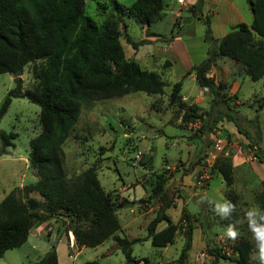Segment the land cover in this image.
<instances>
[{
    "label": "rangeland",
    "instance_id": "374dc122",
    "mask_svg": "<svg viewBox=\"0 0 264 264\" xmlns=\"http://www.w3.org/2000/svg\"><path fill=\"white\" fill-rule=\"evenodd\" d=\"M117 1L125 12L135 2ZM243 1L249 9L246 0ZM112 3L111 0L101 4L87 0L86 15L101 25L115 13L116 8ZM175 6V3L171 4L166 18L154 24L151 32L160 28L162 37L170 38L172 31L184 39L205 34L206 24L193 22L191 14L188 13H185L186 17L183 18L186 20L184 27L179 26V22L184 23L183 19L177 21L179 29L169 27V21H173L172 12ZM125 23V32L132 40L148 38L142 27L126 15ZM121 41L127 54L132 56V46L124 37H121ZM143 49L148 51V48ZM151 61L152 64L145 58L140 63L141 66L163 75L167 84L164 95L133 93L122 98L82 102L79 121L63 145L66 176L68 179H74L88 168L96 166L101 185L117 197L118 201L124 198L126 192L131 201L138 199L136 204L118 212L122 226L131 222L125 230L123 228V232H118L120 237L126 236L129 240L145 238L148 225L157 216L160 208H164L175 224L180 223L184 210L187 209L193 217L195 236L200 233V228L203 232L204 247L199 253L207 254L203 262L196 264H235L223 258L215 262L209 251L217 249L222 255L230 257L233 255L234 246L240 241H247L253 249L255 247L245 214L252 208L264 211V164H259L255 158L257 150L254 148L258 147L259 152L264 155V112H256L264 97V78L258 82L249 78L246 81L241 80L243 83L240 93L230 94L229 82L232 78L245 75L238 64L232 66V77L219 82L224 86L217 98L219 104L211 109L212 96L209 92L200 88L190 77L185 76L184 79V75L188 73L181 74L185 66L183 60L178 61L177 72L174 68L170 74L167 70H171V67H163L164 59ZM41 67L42 62L38 61L29 63L24 68L21 74L23 90L38 86L36 70ZM165 70L168 72L166 75ZM181 80L182 101L188 105L197 104L204 120L185 123L179 105L169 104L171 87ZM15 87L14 75H0V107L9 91ZM225 113L237 119L243 134H240L236 127L237 134L234 135L225 127L220 128L219 123L216 124V127L221 129L219 136L210 133L208 128L203 133L200 132L204 123L211 125L214 117ZM258 115L262 133L258 127ZM39 116L38 105L26 98H13L0 121V130L16 134L13 140L15 147L9 148L7 154H0V204L14 189L20 190L21 198H24L25 187L38 180L36 171L31 168L29 155L30 143L41 131ZM1 147L0 141V151ZM221 160H226L233 166L234 183L230 187L218 171H213L216 163ZM176 173L180 175V179L175 177ZM159 176L167 178L164 190L159 196H152L155 181ZM28 195L42 201L37 193ZM187 201L188 205L184 206ZM208 201H231L236 208L230 218L221 219L213 211L214 203L210 204ZM152 208L153 212H150ZM132 209L134 215L131 214ZM133 217L137 219L132 220ZM68 223L67 218H51L46 223L35 225L31 235L36 234L40 238L31 236L21 248L7 251L0 258V264L38 262L45 257L44 253L49 254L53 248L56 249L60 264H85L94 261L99 264H126L121 245L114 238L95 248L84 247L79 252L80 247L74 244L72 233L60 230L61 227L66 228ZM229 224L234 225L239 233L235 241L225 235ZM185 226V223L181 224L176 242L167 248H156L149 240L135 242L132 245L133 256L139 259L149 258L150 264L178 261L186 241ZM251 261L253 264L257 262Z\"/></svg>",
    "mask_w": 264,
    "mask_h": 264
},
{
    "label": "trees",
    "instance_id": "16d2710c",
    "mask_svg": "<svg viewBox=\"0 0 264 264\" xmlns=\"http://www.w3.org/2000/svg\"><path fill=\"white\" fill-rule=\"evenodd\" d=\"M86 1L0 0V75L12 74L16 83L0 107V121L13 98H26L40 107L41 128L40 134L30 143L29 155L31 168L36 171L38 180L25 187L24 198H21L20 190L14 189L0 204V258L9 250L21 248L35 225L56 217L57 220L69 219L68 226L60 230L72 233L76 246L95 248L114 238L121 245L126 264H150L149 258L137 259L133 256L132 245L142 240L131 241L116 235L121 230L119 210L137 201L126 197L118 201L111 192H107L101 185L96 166L74 179H68L63 145L79 121L83 101L122 98L133 93L149 96L165 94L167 84L163 75L127 58L121 41L124 37L134 50L149 44V41H134L128 36L125 15L142 28H149L163 19L165 0H135L127 12L117 0H111L115 13L101 25L86 15ZM93 1L101 4L107 0ZM204 1L198 0L193 9L201 7ZM246 2L253 16L250 26L240 24L218 41L212 36L210 24L205 22L208 57L190 72H195L198 86L207 88L212 96L211 109L218 106L217 98L224 86L208 73L220 58L235 61L253 82L264 77V0ZM177 26L176 22L174 28ZM178 35L172 34L166 43L172 42ZM38 61L42 62V67L36 70L38 86L23 90L22 71L29 63ZM170 67L171 63L165 61L164 68ZM182 88V80L172 85L169 104L179 105L185 123L204 120L197 104L188 105L182 101ZM260 102L257 113L263 109L264 97ZM224 119L233 122L238 132L243 134L237 119L229 113L218 114L211 125L204 123L200 132L208 128L210 133L219 136L221 129L216 124ZM15 138L16 134L0 130V154H7L9 148L15 147ZM254 148L257 150L255 158L264 164V155L258 147ZM213 171L221 174L227 186L233 185V166L230 162H217ZM166 181L163 176L156 179L152 196L163 192ZM28 193H37L42 201ZM162 222H166L167 226L158 231ZM184 223L186 241L179 260L159 264H186L193 242V217L185 209L180 223L175 224L164 208H160L149 223L145 240H151L156 248L173 245ZM252 251L249 242L240 241L230 257L222 255L217 249L210 250L209 255L214 257L215 262L223 258L235 264H253L250 260ZM30 264H59L56 249Z\"/></svg>",
    "mask_w": 264,
    "mask_h": 264
},
{
    "label": "crops",
    "instance_id": "0c3cea01",
    "mask_svg": "<svg viewBox=\"0 0 264 264\" xmlns=\"http://www.w3.org/2000/svg\"><path fill=\"white\" fill-rule=\"evenodd\" d=\"M197 2H198V0H165L166 6H165V11H164V17L166 16L167 10L171 9V4H173V3L176 4L174 11L172 12L173 13V21H171V22L169 21V27L171 26L172 28H174L175 23L177 21H182V19L184 17H186L185 13H188V14H191V18H192L193 22H199L201 24L202 23L205 24V22H208L210 24V27H211L212 36L216 40L219 41V40L223 39L234 27H236L240 24H246V25L250 26L253 22V16L251 14V11H250V9H247V7L244 5L243 0H205L201 7L193 9L194 5H196ZM164 17H163V19L166 18V17L165 18ZM161 20H159V21H161ZM159 21L155 22L154 24L159 23ZM185 21L186 20H184V23L179 22V26L184 27ZM154 24H152V26L149 28L148 27L142 28L143 32H145L146 35L148 36V38L144 37L142 40L149 41V44L142 45L137 50L133 49L134 52H133L132 56H129L127 54V51L123 45L127 58L134 59L139 63H140V61H142L145 58L147 59L148 63H151L152 62L151 60L158 62V61H162L164 59L165 61H169L172 65V67L170 68L171 70H167V71H169V74L173 71L174 68H175V71L177 72L176 67H177L178 61L183 60L185 63V66L183 67L181 74L184 75V74L188 73L187 75H184V79L186 76V78L190 77L191 79L196 81L195 80V72H190V71L193 67L198 66L208 57L209 45L207 42H205V39H204L205 34H201L199 37L193 36V37H190L188 39H186V38L184 39L182 37H180V38L177 37L172 42L166 43V41L169 38L162 37V35H161L162 31L160 28L157 31L151 32V30H152L151 28L153 27ZM177 28H178V26H177ZM171 33L173 34L172 31H171ZM191 35H194V34H191ZM162 42L165 45H163ZM143 48H148V51H143L144 50ZM232 66H237V63L235 61L228 59V58H220L216 62V64L211 68L208 75L213 77L217 83L229 80V78L232 77V75H231L232 73H231V69H230ZM167 71L166 70L164 71V73H165L164 75L168 74ZM183 75H182V78H183ZM247 78H249V77L244 75V76H238L236 79L232 78L231 82L228 81L230 83V85H229L230 94H233V95L239 94L240 90H241V83H243V82H241V80L246 81ZM206 92H208V91H206ZM261 111L264 112V106H263V109ZM261 111H259V112H261ZM222 126L225 127L232 134H234V135L237 134L236 126H235V124H233V122L222 120L219 122V127L221 128ZM258 127H259V130L261 132L260 116L259 115H258ZM175 175H177V173ZM175 177L177 179H180V175H177ZM184 177H185V180H187V177L186 176H184ZM125 194H127V196ZM125 194L123 195V197H126V198L130 197L128 192H126ZM135 199L133 201L138 200L137 198H135ZM185 205H188V201L186 203H184V206ZM150 212H153V208L150 210ZM131 214L134 215V209L131 210ZM139 215L141 216V214H139ZM136 219H137L136 217H133L132 220H136ZM130 223L131 222H128L125 226L121 225V230L119 232H123L126 229V227H128L130 225ZM162 225H164V226H162ZM166 226H167V223L163 224V222H162L158 225L157 230L160 231V230L164 229ZM123 228H124V230H123ZM194 231H195V228L193 230V242H192L191 250L188 253V263L187 264H196L198 262H201V261H199L200 259L198 257L200 255L199 252H201L200 250L204 247V243H202L203 242L202 241L203 232L200 228V233L196 234V235H198L196 237ZM32 233H34V231L33 232L31 231L27 242L30 240L31 236L34 238H40V236H38L36 234L31 235ZM116 235L119 236L118 233ZM120 238H127V237L124 236V237H120ZM136 239H139V238H135L133 240H136ZM145 239H146V237L140 238L139 240H145ZM73 241H74V239H73ZM149 242H151V240H149ZM83 248L84 247L78 249L79 252H81V250ZM46 253H44L45 256L47 255ZM137 259H139V258H137ZM58 262H59V259H58Z\"/></svg>",
    "mask_w": 264,
    "mask_h": 264
},
{
    "label": "clouds",
    "instance_id": "9594fccd",
    "mask_svg": "<svg viewBox=\"0 0 264 264\" xmlns=\"http://www.w3.org/2000/svg\"><path fill=\"white\" fill-rule=\"evenodd\" d=\"M208 203L213 204V211L221 219H228L232 216L235 211L236 206L231 201H225L223 203L208 201ZM245 218L248 224V229L252 234V239L255 242V247L250 253V260L257 261V264H264V211L259 208L249 209ZM225 235L235 241L239 233L234 227V225L229 224L226 229Z\"/></svg>",
    "mask_w": 264,
    "mask_h": 264
},
{
    "label": "built area",
    "instance_id": "2783aa9c",
    "mask_svg": "<svg viewBox=\"0 0 264 264\" xmlns=\"http://www.w3.org/2000/svg\"><path fill=\"white\" fill-rule=\"evenodd\" d=\"M204 90H205V91H208L207 88H205ZM205 256H207V254H206L205 252L200 253V255H199V257H198V258L200 259L199 261L203 262L202 260H204V257H205Z\"/></svg>",
    "mask_w": 264,
    "mask_h": 264
},
{
    "label": "bare ground",
    "instance_id": "6f19581e",
    "mask_svg": "<svg viewBox=\"0 0 264 264\" xmlns=\"http://www.w3.org/2000/svg\"><path fill=\"white\" fill-rule=\"evenodd\" d=\"M71 238H72V240L74 239V236H73V234H71Z\"/></svg>",
    "mask_w": 264,
    "mask_h": 264
},
{
    "label": "water",
    "instance_id": "95a60500",
    "mask_svg": "<svg viewBox=\"0 0 264 264\" xmlns=\"http://www.w3.org/2000/svg\"><path fill=\"white\" fill-rule=\"evenodd\" d=\"M53 218H56V217H53ZM55 248H53L52 250H54ZM50 254V253H49Z\"/></svg>",
    "mask_w": 264,
    "mask_h": 264
}]
</instances>
